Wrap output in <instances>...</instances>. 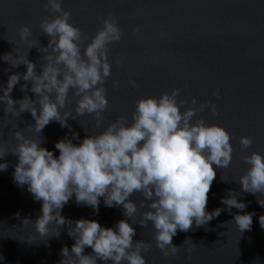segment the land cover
I'll list each match as a JSON object with an SVG mask.
<instances>
[{
    "label": "water",
    "instance_id": "water-1",
    "mask_svg": "<svg viewBox=\"0 0 264 264\" xmlns=\"http://www.w3.org/2000/svg\"><path fill=\"white\" fill-rule=\"evenodd\" d=\"M46 3L47 0H0V87L6 86L10 75L26 72L24 65H14L24 62L27 56L37 64L39 74L43 54L37 49L48 43L41 21L58 15L46 10ZM62 7L71 12L70 22L89 40L109 14L118 21L123 35L119 43L109 45L112 69L105 83L108 108L101 128L96 127L93 116L86 114L69 118L70 127L53 121L39 134L29 127L35 123L30 113L5 114V105L0 104V149L8 152L0 160L8 164L7 170L0 171V264H59L63 259L61 249L67 246L70 251L75 242L68 235L70 222L63 226L51 223L47 235L38 233L35 221L41 215L42 201L34 199L27 185H18L13 179L18 163L12 154L17 144L13 133L22 130L28 138L42 139L41 146L58 156L55 144L60 140L67 138L78 145L87 134H99L118 117L131 122L137 100L158 98L175 88L181 90L178 101H185L184 109L192 107V98L197 108L216 104L215 114L205 107L194 120L202 118L219 125L232 137L231 164L217 170L206 205L208 212L217 208L222 211L203 226L193 223L186 232L178 230L172 238V244L178 247L176 254L167 246L169 254L165 256L157 247L152 223L139 225L148 208L140 207L143 197L134 193L130 199L136 203L137 212L128 218L136 232L133 242L150 246L142 252L146 264H264V227L259 222L264 216V207L259 204L264 194L242 192L238 183L249 167L244 158L252 152L264 155V0H63ZM24 26L32 33L27 40L20 37ZM137 26L140 33L134 32ZM114 81L119 82L118 86ZM24 83L21 79L13 89L14 101L25 95L21 91ZM216 89L220 90L219 99ZM27 95L35 99L30 91ZM76 99L70 94L64 109L73 116ZM74 133L78 140L72 139ZM242 136L253 141L243 151L239 143ZM229 191L237 195L238 202L246 204L245 209L227 210L221 200ZM123 212L122 207H106L101 197L96 213L91 207L77 205L73 196L61 215L65 220L89 219L114 228L118 221L126 219ZM245 213H254L251 230L241 232L234 216ZM85 254H92V249L85 248Z\"/></svg>",
    "mask_w": 264,
    "mask_h": 264
},
{
    "label": "clouds",
    "instance_id": "clouds-1",
    "mask_svg": "<svg viewBox=\"0 0 264 264\" xmlns=\"http://www.w3.org/2000/svg\"><path fill=\"white\" fill-rule=\"evenodd\" d=\"M62 3L63 0H47L44 5L46 10L58 15L46 16L41 21L40 27L48 43L37 49L43 54L39 74L37 64L27 56L24 62L14 65H24L26 72L10 75L6 86L0 87V104L5 105V114L30 113L35 123L29 127L39 134L53 121L61 127H70L69 118L86 114L94 117L97 128L103 126V113L109 103L105 83L112 69L109 45L119 43L123 35L116 17L109 14L89 40L70 22L71 12L64 10ZM140 31L139 26L134 29L136 33ZM31 35L27 26L22 27V40ZM21 79L25 82L21 85L25 95L14 101L11 93ZM113 84L118 86L119 82ZM28 91L35 99L27 95ZM180 91L175 88L158 98L137 100L131 122L118 117L99 134H87L78 145L67 138L60 140L55 144L58 156L41 146L42 139L28 138L22 130L13 133L17 144L12 154L18 159L13 179L18 185H27L34 199L42 201L41 215L35 221L38 233L47 235L51 223L72 224L68 235L75 242L70 251L67 246L61 249L63 259L59 264H97L98 261L146 264L142 252L150 246L142 241L133 242L136 232L128 222L137 212L136 203L130 199L134 193L143 197L140 207L148 208L139 225L145 227L148 222L152 223L157 247L165 256L169 254L165 251L167 246L176 254L178 247L172 244V238L178 230L186 232L193 223L203 226L221 214L220 208L206 211V205L217 170L231 164L232 137L219 125L209 124L202 118L194 120L197 112L205 107L215 114L216 104H201L197 108V101L192 98V107L184 109L185 101H178ZM219 93L216 89L217 99ZM70 94L77 98L75 116L64 111ZM72 139L79 137L74 133ZM239 143L243 151L250 148L253 141L242 136ZM7 153L0 149V160ZM244 162L249 167L238 182L241 191L264 194V155L252 152ZM7 168L6 162L0 163V171ZM73 196L77 205L91 207L96 213L103 197L106 207H122L126 219L118 221L114 228L102 227L89 219L65 220L61 211ZM221 203L228 211L246 208L231 191ZM259 204L264 207V201L260 200ZM253 215L234 216L241 232L251 230ZM259 222L264 227V216ZM59 235L60 232L56 236ZM88 247L92 254L86 255Z\"/></svg>",
    "mask_w": 264,
    "mask_h": 264
}]
</instances>
